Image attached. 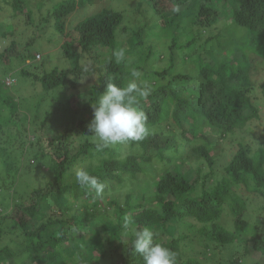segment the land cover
Wrapping results in <instances>:
<instances>
[{
	"label": "trees",
	"instance_id": "trees-1",
	"mask_svg": "<svg viewBox=\"0 0 264 264\" xmlns=\"http://www.w3.org/2000/svg\"><path fill=\"white\" fill-rule=\"evenodd\" d=\"M12 1L29 29L34 14ZM86 1L38 11L61 35L53 55L35 26L19 42L25 27L0 21V264H67L73 249L90 264H142L132 230L145 226L177 264H264V134L249 128L264 123L253 80L264 75V0H131V27L110 5L67 27ZM133 79L152 89L139 105L150 134L96 152L91 102ZM79 168L105 183L101 197L76 183Z\"/></svg>",
	"mask_w": 264,
	"mask_h": 264
},
{
	"label": "clouds",
	"instance_id": "clouds-1",
	"mask_svg": "<svg viewBox=\"0 0 264 264\" xmlns=\"http://www.w3.org/2000/svg\"><path fill=\"white\" fill-rule=\"evenodd\" d=\"M175 10L179 11V8ZM112 57L115 64L120 65L126 59V50L117 49ZM139 75L138 71L134 69L131 71L133 78H139ZM151 91L146 82L139 86L135 79L126 86L107 83L105 93L91 102L93 119L88 128L92 134L88 136L92 138L96 152H102L118 144L140 142L150 134L147 114L139 105L143 99L151 95ZM74 178L81 188L94 190L97 197L103 195L105 183L87 169H76ZM130 224L131 221L126 219L125 227H129ZM157 235L150 226L133 229L132 250L139 254L142 264H177V254L162 242H158Z\"/></svg>",
	"mask_w": 264,
	"mask_h": 264
},
{
	"label": "rangeland",
	"instance_id": "rangeland-1",
	"mask_svg": "<svg viewBox=\"0 0 264 264\" xmlns=\"http://www.w3.org/2000/svg\"><path fill=\"white\" fill-rule=\"evenodd\" d=\"M61 1H63V0H22L23 5L26 4L25 8H27L28 10H30L34 14V17H30V21L26 22L27 25H30L29 23H32L33 26H35V29H38L34 32L35 35H37V33L39 31L44 32V33H42L40 45L39 44L37 45L38 49L45 50V51L46 50L51 51V55H53L54 53H58L59 44L62 41L61 35L57 32H54L52 28H51V30H48V28H47L49 26V24L54 23L53 18L50 20L51 22L49 23V21L45 20L47 18L38 17L37 15H39L38 11L41 9L42 10L40 11V13H43V11L45 12L48 10L51 11L54 8V6ZM12 4H13L12 0H0V21L3 22V27H4L3 29L4 30H12V29H14V27L16 25L17 30H19L21 32L23 30V28L25 27L24 22L26 20L24 8L22 11H18L17 15L15 14L14 18H12L11 17V15L13 14V9L11 6ZM107 5H110L113 8L122 11L124 14L125 20L128 19L127 24L129 27H131L134 23H136V21L139 17L138 14H132L131 15V11L133 8L132 7L133 4L131 3V0H111V2H107V0H90V1L84 2L82 5H80L78 8H76L73 12L69 13L68 16L66 17V19L64 20L65 24L67 27L69 25H71L69 27H72L73 24L77 23L81 19H84V18H86L92 14L97 13L98 11H101L103 8H106ZM141 12L145 13L144 10H142ZM145 17H147L149 19L150 14L147 13L145 15ZM33 26H31V27H33ZM31 27L29 29H26V27H25L26 30L24 29V31H23L24 32L23 37L21 35L19 38H17V40H19V42H22V40L25 41L26 36H24V35H28V36L32 35L31 32L33 30L31 29ZM46 30L48 31V34H47ZM152 41L153 40H150L149 42L151 43ZM35 54H36V58L39 59L37 52H35ZM52 63H57V58L52 59L49 65H51ZM253 80L256 83L257 82H264V75H262L261 72H258L257 75L254 76ZM254 123L255 124H251V126L249 128L252 127L254 129V131H252L254 134V137L256 135L255 138H258V140H259V136H261V134H264V123L263 122H261V123L254 122ZM253 125H255V126H253ZM244 141L252 144V146H255L254 144L257 142V141L256 142L252 141L251 138L248 136L247 132L245 133ZM219 145L224 146L227 144H226V142H224V143L222 142V144H219ZM228 147L225 146V148H223V149H227ZM190 168H192V167L190 166ZM185 169H186V167H185ZM187 230H185V232H187ZM191 230L194 231L193 226L191 227ZM188 234L190 235V233H188ZM101 236L107 237L108 235L106 233H102ZM92 240L93 239H91V238L89 239V242H88L89 248H92V245H94L93 243L95 242V240H93V242H92ZM104 242L105 241H103V243ZM104 246L107 247V244L104 243ZM79 252H81V251H79ZM81 253H83V252H81ZM82 256L83 255L78 254L77 250L75 251V249L65 252V258H66L67 264H71V263H74V264H90V263H88V261L82 260V258H81ZM256 259L260 260L261 257H259L258 254H254V255L249 256V258L247 259L248 264H253ZM29 263H30V261H24L21 264H29ZM45 264H47V263H45Z\"/></svg>",
	"mask_w": 264,
	"mask_h": 264
}]
</instances>
